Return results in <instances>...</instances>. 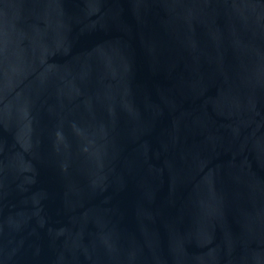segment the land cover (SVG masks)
Here are the masks:
<instances>
[{"label":"water","instance_id":"water-1","mask_svg":"<svg viewBox=\"0 0 264 264\" xmlns=\"http://www.w3.org/2000/svg\"><path fill=\"white\" fill-rule=\"evenodd\" d=\"M0 264H264V0H0Z\"/></svg>","mask_w":264,"mask_h":264}]
</instances>
